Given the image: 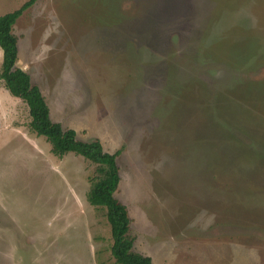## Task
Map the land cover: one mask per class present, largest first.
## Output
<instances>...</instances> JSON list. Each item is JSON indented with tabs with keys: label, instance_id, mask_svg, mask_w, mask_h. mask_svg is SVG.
<instances>
[{
	"label": "rangeland",
	"instance_id": "374dc122",
	"mask_svg": "<svg viewBox=\"0 0 264 264\" xmlns=\"http://www.w3.org/2000/svg\"><path fill=\"white\" fill-rule=\"evenodd\" d=\"M13 33L52 121L121 152L136 253L264 264V0H39ZM30 122L0 80V264H117L96 166Z\"/></svg>",
	"mask_w": 264,
	"mask_h": 264
},
{
	"label": "trees",
	"instance_id": "16d2710c",
	"mask_svg": "<svg viewBox=\"0 0 264 264\" xmlns=\"http://www.w3.org/2000/svg\"><path fill=\"white\" fill-rule=\"evenodd\" d=\"M39 0H30L20 9L0 17V48L3 51L0 80L5 89L22 100L28 109L29 127L39 137L46 138L51 152L59 158L74 154L96 166L87 193L88 203L105 211L113 240L111 253L117 264H153L150 257L134 251L131 237V218L127 207L117 198L121 183L117 158L120 151L109 153L99 140L84 142L73 129L54 123L50 108L40 88L33 85L31 76L19 67V40L13 33L17 21Z\"/></svg>",
	"mask_w": 264,
	"mask_h": 264
},
{
	"label": "crops",
	"instance_id": "0c3cea01",
	"mask_svg": "<svg viewBox=\"0 0 264 264\" xmlns=\"http://www.w3.org/2000/svg\"><path fill=\"white\" fill-rule=\"evenodd\" d=\"M0 49H1V48H0ZM2 52H3V51H2ZM2 52H1V53H2Z\"/></svg>",
	"mask_w": 264,
	"mask_h": 264
}]
</instances>
